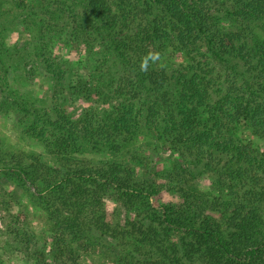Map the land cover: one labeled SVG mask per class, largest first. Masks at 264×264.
Returning a JSON list of instances; mask_svg holds the SVG:
<instances>
[{
    "label": "trees",
    "instance_id": "16d2710c",
    "mask_svg": "<svg viewBox=\"0 0 264 264\" xmlns=\"http://www.w3.org/2000/svg\"><path fill=\"white\" fill-rule=\"evenodd\" d=\"M27 1L10 0L8 9L0 3V26L17 13L31 36L22 49L2 42L0 60L36 59V69L55 80L53 119L48 115L45 126L31 124L25 133L49 140L48 154L60 165L0 147L1 238L25 245L33 264H81V241L116 252V264H264V0ZM72 45L89 56L106 52L101 69L96 61L79 77L60 55ZM171 47L186 51L196 67L170 75L159 60L140 70L142 57H161ZM110 59L121 68L113 71ZM218 68L223 72L213 76ZM66 94L88 104L79 117L62 106ZM145 132L176 165L183 160L212 172L215 194L179 185L178 202L157 206L159 185L150 177L136 179L125 162L93 166L77 153L82 140L119 154ZM140 157L135 153L137 169L147 165ZM7 185L44 210L54 236L48 251L37 249L34 231L22 229L21 198ZM110 190L126 214L116 227L102 202Z\"/></svg>",
    "mask_w": 264,
    "mask_h": 264
},
{
    "label": "rangeland",
    "instance_id": "374dc122",
    "mask_svg": "<svg viewBox=\"0 0 264 264\" xmlns=\"http://www.w3.org/2000/svg\"><path fill=\"white\" fill-rule=\"evenodd\" d=\"M9 1L0 0V3L4 8H7ZM34 2L36 1L28 0L26 5L30 6ZM14 16H17V13L4 17L1 21L2 26H0V31L4 38V41H0V45L3 42L4 46L10 50L14 47L22 49L26 41L31 40L29 33L21 30L20 21H16ZM51 48L54 54L49 56L56 57L55 54H57L59 46ZM60 55L65 60L71 61L74 67H78L80 72L79 77L86 78L98 65V69H101L102 63L98 62V60L106 57V52L100 53L99 56H89L83 54L82 49L78 46L72 45L70 49L67 48ZM188 57L190 56L186 51L171 47L160 57V62L169 74L172 75L175 71L178 72L182 69L196 67L197 62L193 63ZM113 60L110 59L108 61L113 63L111 65L112 70L116 71L121 68V62L119 60L113 62ZM4 61L6 60L4 59ZM36 61V59H32L25 62V60L15 59L13 62L7 61V64H4L0 60V77H4V80L0 82V147L11 153L19 154L22 152L27 155H37L43 163L58 167L60 164L54 157L48 154L46 145L49 140L35 139L25 133L26 128L31 124L40 123L42 126H45L42 119L48 115H52L51 118L53 119L54 114L51 111V103L55 89V80L44 71L37 70L36 67L41 66H36ZM9 66L11 69L7 72V67ZM31 70L35 73L34 75L31 73L28 75ZM222 72L223 70L218 68V70L216 69L213 72V76ZM171 87L177 88V85L172 83ZM66 98L62 106L68 113H72L75 118L79 117L83 107L88 106L82 99H74L69 94H66ZM18 101L25 102L28 108L34 107L39 112V115H35L37 111L34 112V115L30 112H24L18 106ZM48 131L56 133L57 129L50 124L48 125ZM149 135L148 132H145L138 141L124 147L119 154L111 153L107 148L96 150L91 144L82 140L78 142L76 149L77 153L81 154V161H89L93 166L125 162L138 172L136 179L142 180L143 178L150 177V179L156 181L160 192L159 195L154 197L152 202L157 206L161 203L178 202L179 195L177 191L179 185L185 187L187 190L196 189V192L200 191L202 194H215L212 186L215 183V177L212 172H201L200 168L187 166L183 160L176 165V158L170 152L163 151L157 146L156 142L152 141ZM135 153L141 156L140 160H138L139 163L144 162L147 165L139 169L135 168V165H138L135 160L136 158H134ZM188 170L192 171V173H188ZM185 180L187 181L186 183L183 182ZM7 186L9 189L13 188L14 192L21 198L18 201L19 209L16 212L20 213V217L25 219V221L21 220L22 229L28 233L34 231L37 249L48 251L54 236L48 233L50 224L47 225L45 223L46 215L44 210L31 198V195L26 194L24 190L21 191L20 187H15L14 185ZM102 202L103 208L107 211V222L116 227L117 223H122L125 220L126 214L117 208V195L113 190H110L104 196ZM4 215L0 213V218L4 217ZM2 226L3 222L0 219V230ZM1 237L0 233V264L34 263L33 258L24 254L25 245H14L9 240ZM77 245L78 259L81 264H116V252L110 251V249L91 244L85 246V241L78 242ZM34 249L35 247H33Z\"/></svg>",
    "mask_w": 264,
    "mask_h": 264
},
{
    "label": "clouds",
    "instance_id": "9594fccd",
    "mask_svg": "<svg viewBox=\"0 0 264 264\" xmlns=\"http://www.w3.org/2000/svg\"><path fill=\"white\" fill-rule=\"evenodd\" d=\"M160 60V54L157 52H149L146 56L142 57L140 62V70L148 71L149 68L156 64L157 61Z\"/></svg>",
    "mask_w": 264,
    "mask_h": 264
}]
</instances>
